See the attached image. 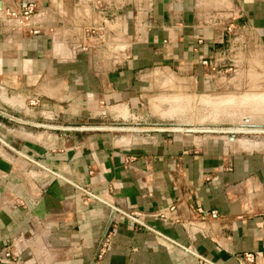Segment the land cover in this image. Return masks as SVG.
Returning a JSON list of instances; mask_svg holds the SVG:
<instances>
[{
  "label": "crops",
  "instance_id": "1",
  "mask_svg": "<svg viewBox=\"0 0 264 264\" xmlns=\"http://www.w3.org/2000/svg\"><path fill=\"white\" fill-rule=\"evenodd\" d=\"M233 1L264 48V0ZM28 3L38 34L0 18V257L13 241L25 247L0 264H264V127L185 121L195 103L187 94L220 83L204 61L218 68L231 46L208 5L3 0V8ZM83 41L88 48L68 58L65 45ZM154 87L176 93L158 98ZM241 98L247 108L225 110L227 121L264 122V91ZM174 204L180 223L158 216ZM198 207L219 217L189 224Z\"/></svg>",
  "mask_w": 264,
  "mask_h": 264
},
{
  "label": "rangeland",
  "instance_id": "2",
  "mask_svg": "<svg viewBox=\"0 0 264 264\" xmlns=\"http://www.w3.org/2000/svg\"><path fill=\"white\" fill-rule=\"evenodd\" d=\"M219 1V0H218ZM206 3L210 15L213 16V23L221 29L225 30L231 38V46L225 54V60L219 62L218 68L215 70L209 67L210 77L213 80L220 81L214 88L212 94L209 92L204 95L194 96L193 93L187 96L194 97V107L190 114H186L185 121H190L197 125L206 127H233L235 125L227 121L225 110L234 111L236 113L247 108V103L242 102L241 97L252 96L255 93L264 91V48L258 46V42L253 38L252 33L246 26L239 23V12L223 11L218 7L213 0H202ZM221 63V64H220ZM168 74H157L153 76L154 79H168ZM262 85L263 87H258ZM176 88L172 87H154L158 98L173 99ZM159 90V91H158ZM162 91V92H160ZM257 91V92H256ZM233 96V98H226ZM208 99V100H204ZM164 106L167 112L177 113L175 107L177 103L165 101ZM259 108L264 109V103H261ZM171 110V111H170ZM227 112V111H226ZM159 114V112H157ZM156 113V114H157ZM192 116V117H191ZM237 119V118H236ZM170 122H176L174 119ZM243 120H236L234 123H243ZM264 123L263 121H257ZM177 123V122H176ZM264 127V126H263Z\"/></svg>",
  "mask_w": 264,
  "mask_h": 264
},
{
  "label": "built area",
  "instance_id": "3",
  "mask_svg": "<svg viewBox=\"0 0 264 264\" xmlns=\"http://www.w3.org/2000/svg\"><path fill=\"white\" fill-rule=\"evenodd\" d=\"M213 1H215L217 6L218 7L220 6V8L223 9V11L230 12L231 15L234 12H239V9L236 3H234L233 0H227L229 4L224 1L222 2L221 0L219 1L213 0ZM35 9H36V6L34 3L22 4L18 7H14V6L4 7L3 11L1 12L0 18L3 19L5 22H7L10 26L17 27L21 30H26L32 34H38L40 32L39 28L32 27V22L35 16ZM224 29L227 30L226 28ZM67 44L78 46L75 53L73 51H70V53L72 54L71 58H73V56H75L78 51L85 50L88 48V45H86L85 41L81 43L79 42L78 44H73V43H67ZM204 65H208L210 68L215 70L216 65L212 64L211 62L204 61ZM2 142L3 141L0 139L1 144ZM32 160L35 164H39V162L35 161L34 159ZM114 209H116L118 212H121V210H119L116 207H114ZM127 216L131 218L132 220H134L139 225L144 226L150 230H153L147 224L135 218L134 216L129 215V214H127ZM158 216L160 218H170L171 220L177 223L181 222L180 215H178L177 204H174L168 207L167 209L161 211L158 214ZM218 217H219V213L217 210H207L202 207H198L192 210L191 218L188 220V223L193 224L194 222H197V221H205L209 218L216 219ZM19 243L16 241H13L8 246H6L3 256L0 257V261L3 259L17 260L25 250V247L21 248L18 246ZM246 260L250 263L255 262V258L252 254H246Z\"/></svg>",
  "mask_w": 264,
  "mask_h": 264
},
{
  "label": "water",
  "instance_id": "4",
  "mask_svg": "<svg viewBox=\"0 0 264 264\" xmlns=\"http://www.w3.org/2000/svg\"><path fill=\"white\" fill-rule=\"evenodd\" d=\"M0 10H3V0H0ZM77 47L78 46L71 45V44L66 45L64 49L65 51L68 52V58L72 57V54L70 53V51H73L75 53L77 50ZM244 121L245 122L243 123H233V125H235V128L233 129H235V131H244V129H247V128L256 129V128H260L264 126V124L259 123V122H250V119L248 117H246ZM231 135L234 136L235 133H232Z\"/></svg>",
  "mask_w": 264,
  "mask_h": 264
},
{
  "label": "bare ground",
  "instance_id": "5",
  "mask_svg": "<svg viewBox=\"0 0 264 264\" xmlns=\"http://www.w3.org/2000/svg\"><path fill=\"white\" fill-rule=\"evenodd\" d=\"M1 11V10H0Z\"/></svg>",
  "mask_w": 264,
  "mask_h": 264
}]
</instances>
